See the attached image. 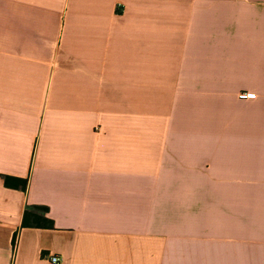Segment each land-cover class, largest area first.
<instances>
[{
    "label": "crops",
    "instance_id": "1",
    "mask_svg": "<svg viewBox=\"0 0 264 264\" xmlns=\"http://www.w3.org/2000/svg\"><path fill=\"white\" fill-rule=\"evenodd\" d=\"M51 256L264 264V0H0V264Z\"/></svg>",
    "mask_w": 264,
    "mask_h": 264
},
{
    "label": "trees",
    "instance_id": "2",
    "mask_svg": "<svg viewBox=\"0 0 264 264\" xmlns=\"http://www.w3.org/2000/svg\"><path fill=\"white\" fill-rule=\"evenodd\" d=\"M4 184L7 188L22 190L23 192H26L28 188L27 179L5 176ZM48 213L49 209L45 207H33L32 209H28L24 214L22 227L53 230L54 222L47 217Z\"/></svg>",
    "mask_w": 264,
    "mask_h": 264
},
{
    "label": "built area",
    "instance_id": "3",
    "mask_svg": "<svg viewBox=\"0 0 264 264\" xmlns=\"http://www.w3.org/2000/svg\"><path fill=\"white\" fill-rule=\"evenodd\" d=\"M247 96H248L247 94H242L241 97L245 98ZM49 260L52 264H61V262H62V258H60L58 256H51V257H49Z\"/></svg>",
    "mask_w": 264,
    "mask_h": 264
}]
</instances>
